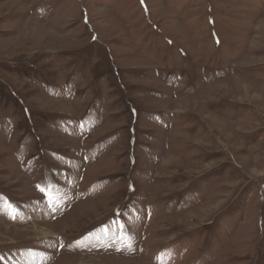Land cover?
<instances>
[{"label": "rangeland", "instance_id": "obj_1", "mask_svg": "<svg viewBox=\"0 0 264 264\" xmlns=\"http://www.w3.org/2000/svg\"><path fill=\"white\" fill-rule=\"evenodd\" d=\"M0 264H264V0H0Z\"/></svg>", "mask_w": 264, "mask_h": 264}, {"label": "snow or ice", "instance_id": "obj_2", "mask_svg": "<svg viewBox=\"0 0 264 264\" xmlns=\"http://www.w3.org/2000/svg\"><path fill=\"white\" fill-rule=\"evenodd\" d=\"M43 191V190H42Z\"/></svg>", "mask_w": 264, "mask_h": 264}]
</instances>
